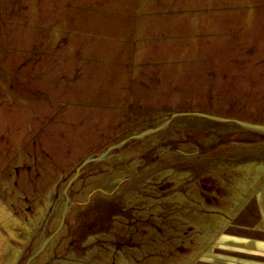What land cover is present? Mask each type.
Listing matches in <instances>:
<instances>
[{"label":"rangeland","instance_id":"374dc122","mask_svg":"<svg viewBox=\"0 0 264 264\" xmlns=\"http://www.w3.org/2000/svg\"><path fill=\"white\" fill-rule=\"evenodd\" d=\"M164 1L170 5L158 6L155 0H0V236L5 241L1 262L24 263L36 247L40 221L56 200L51 221L57 222L65 203L60 194L89 154L156 125L172 112L203 111L264 124V0ZM66 13L102 22L85 38L90 55L84 66L96 72L88 83H83L84 76L56 81L66 79L64 69L70 64V43L62 42L68 38L67 24L60 18ZM111 24L122 27L112 29ZM127 24L135 25L136 32ZM112 37L110 46L107 40ZM40 39L66 54L60 68L61 59L55 54L49 61L45 52L50 55L51 49L41 50ZM130 40L134 50L126 59L116 48ZM236 130L234 123L179 116L166 129L139 139L119 158L100 162L105 174L99 172L96 178L111 179L106 189L110 192L124 174L133 173L141 160L135 154L140 158L156 144L152 176L134 187L136 178L145 176L143 171L121 185V191L128 189L124 210L132 211L133 205L155 211V227L138 249L103 252L96 242L108 236L81 239L91 230L76 218L77 211L100 195L85 191L76 196L81 203L67 213L72 224L61 229L40 262L57 250V258L73 260L49 264H194L203 256L200 249L210 244L216 224H226L264 182V138L205 149L213 143L203 141L206 137L214 140ZM184 133L203 143L196 152L200 156L184 159L178 153ZM164 143H173V148L163 150ZM80 184L81 180L75 188ZM93 187L97 186L89 189ZM206 193L212 202L205 201ZM111 196L114 200L115 193ZM159 211H166L165 218L157 217ZM68 231L79 240L77 245L74 239L62 238Z\"/></svg>","mask_w":264,"mask_h":264},{"label":"flooded vegetation","instance_id":"af4514ba","mask_svg":"<svg viewBox=\"0 0 264 264\" xmlns=\"http://www.w3.org/2000/svg\"><path fill=\"white\" fill-rule=\"evenodd\" d=\"M131 135H133V134H131ZM131 135H129V136H131ZM184 135H185V137L182 139V141L180 143V144H182L181 150H177V151H180L178 153L180 155H182L184 159L186 157H190L192 155H196L197 157L200 156L202 153L197 154L196 152H199L200 149L204 148L203 147L204 145L203 146L199 145V143H201V141L195 143L194 141L189 140L190 137H188L187 133H184ZM129 136L124 137L123 139L128 138ZM138 141L134 142L130 148H132L134 146V144L138 143ZM163 142H165V141H163ZM161 143H162V141H161ZM201 144H203V143H201ZM152 145L153 146L147 148V150L145 152H143L144 154H141V155L139 154L140 158H138V152H137V155L135 154V156H137L135 158L141 159V160L139 163L134 164L135 167L132 169L133 173L132 174H124L123 179H120L119 181H117L115 183L116 185L110 190V192H107L106 189H108L110 187L111 179H105V177L96 178L97 173H99V172H100L99 175L102 173L105 174L104 173L105 168L102 169L101 168L102 164L100 163L104 160H102L100 162L92 163L80 174L78 179L75 181L73 187L68 191L69 192V201L71 203L70 209L73 208L75 205L81 203L77 200L76 196L82 195L83 192H85V191L87 192L86 194H89V193L98 194L99 193L101 195V196L97 195L95 197L94 203L89 200V203L84 205L83 210L77 211L76 218L77 219L82 218V220H85V224H84L85 228H88L89 230H91L90 233L86 232L87 234L84 233L82 235V238H81L82 240L83 239L86 240L90 236H94L97 234L98 235L103 234L104 237L108 236V238H105L102 240L101 239H99V240L95 239V241L96 240L99 241L96 243L101 246V247L100 246H98V247L100 249H103L102 250L103 252H105V251L109 252L110 250L126 251V250H132V249H136V248L138 249L140 245H144L145 241H144L143 236L145 234L149 235V233H148L149 229L155 227V224L152 222V219H154L156 212L150 211L148 209H146L145 211H142L143 209L142 210H139V209H141L143 207H137V206H133V205L129 206V207L133 208L132 211L124 210V208H123L124 203H123L122 199H123L124 193H126V191L128 189L126 190V187H127L126 186L125 190L121 191L122 190L121 185L125 181H127V179H129V178L135 179L136 177H139V175L142 174L143 171H145V176L143 178H138V179L136 178L135 182H133L134 187L138 186L141 183L144 184V182L147 179H149V176H152L153 173H152L150 168H151V165L153 164V162H150V161L153 158V150H154L153 148L156 147L155 146L156 144H152ZM162 146L163 147L165 146L166 148L163 150L167 151L168 149L173 148L172 147L173 143H171V144H165L164 143ZM174 146H175L174 147L175 149H180V146L178 145V143H174ZM104 148H106V147H104ZM124 151L126 152V150H124ZM124 151L122 153L116 155V156H113V157L119 158V156L124 154ZM113 157H110V158H113ZM110 158H107V159H110ZM107 159H105V160H107ZM125 164H128V163H125ZM105 166H106V164H105ZM118 168L120 171L124 169L123 166H119ZM108 169L110 170L111 168H108ZM114 169L116 170L115 166H114ZM91 170H93V171H91ZM73 173H74V171H73ZM80 180H81V184L79 185L78 188H75L76 184ZM107 182H108V184H107ZM94 185H96L97 187H95V188L93 187L90 190L89 187L94 186ZM100 187H102V189ZM104 187H105V190L103 189ZM120 187H121V189H120ZM201 187H202V185H201ZM114 193H115V199L113 200L111 195H113ZM206 196H208V197H205V201L206 202H212V195L209 196L206 193ZM106 197H108V198H106ZM62 198L64 199V197H62ZM110 199H112L113 202ZM102 200H104V202ZM106 202L110 203V205L107 204ZM135 209H137V210H135ZM69 210H68V212H69ZM165 212L166 211H161V212L159 211L157 213L159 216H157V217L163 216L165 218V215H167V214H165ZM52 213H53V211L51 212V214L48 212L47 216H45V218H43V220L40 221L41 230H40L39 236H37L36 247L31 252L35 251L40 246V244L43 241V239L45 238V236L48 233L52 232L58 226V224L60 222L61 212L58 215V217L56 218L57 222L55 224H53L51 221ZM67 213L65 214V216L63 218V222H62L60 228L50 238V240L48 241V243L45 246V248L43 249V251L38 255L37 258H32L28 264H31V263H33V264H49L56 259L69 260V261L73 260L71 258H66V257L57 258L56 257L58 255V254L56 255L57 250H54L53 256L48 258V260L45 259L43 262H40L41 257L43 255V252L48 247V245L51 243V241L59 234L61 229L64 226L68 227L69 224H72L69 221L70 218L69 219L67 218ZM142 216H144L143 217L144 219L142 218ZM141 219H143V220H141ZM141 228H142V230H140ZM138 233H140L142 236L141 242H138V237H139ZM71 234L72 233L68 231L66 235L62 236V238L69 240V242H71L74 239V238H72ZM58 238H61V237H58ZM145 240L147 241L146 244H149L148 243V241H149L148 237ZM73 242H76L74 244L77 245L79 240L76 238V239H74ZM91 243H87L86 246L87 247L90 246ZM57 246H59V244H57ZM111 247H113V249Z\"/></svg>","mask_w":264,"mask_h":264},{"label":"crops","instance_id":"0c3cea01","mask_svg":"<svg viewBox=\"0 0 264 264\" xmlns=\"http://www.w3.org/2000/svg\"><path fill=\"white\" fill-rule=\"evenodd\" d=\"M155 1L158 6L163 5L164 7H168L170 5L166 6L164 0ZM60 18L64 19V23L66 22L67 24L66 27H64V31L68 34V38L66 41L62 42L70 43V55L67 57L65 53L62 55L58 54L57 46L55 43L48 41V39L47 41H44L46 40L44 38V40H38V46H40L41 50L47 48L51 49L50 55L49 52H45L50 57L49 61H52L54 55L57 54L58 59H61L62 61L58 64L59 68L66 60V57L70 60L69 66L64 69V71L68 73L66 79H63V77L58 79V77H56L58 83H62L60 81L64 80H75L77 76H84L83 83H88L90 82L89 78L96 75V72L93 68H85L84 66V64L88 66L87 60H89L88 56L90 55L88 54L89 44H87L85 38H89L94 31L98 30L97 26L102 27V22L99 23L97 20L95 21L94 18L90 19L91 16L85 15L84 17H81L80 14L77 15L76 13L69 14L68 16L66 13V15H63ZM56 21L58 20L56 19ZM127 26L136 27L132 24H127ZM110 27L113 29L122 26L119 24H111ZM133 35L134 29L132 36L130 35L132 39ZM113 39L114 37L107 40L109 43L108 45L112 46L111 43L113 42ZM50 45L52 47H49ZM133 50L134 46L132 40L129 41L128 45L121 44L116 48V51L121 53L126 59V54H133ZM77 55L78 58L82 60V63H76ZM48 56H43L41 59L44 57L48 58ZM39 61L40 59H38L36 63ZM61 73H63V71ZM65 74L66 73H64V75ZM70 75H73V77L71 78ZM52 80L53 82H56L54 81V77ZM92 81L93 79H91V82ZM7 215H9V213ZM10 215L14 219H17L15 214L10 213ZM218 225L219 223L216 224V232L211 237L210 244L208 246L204 245L203 247L205 248L200 249L201 252H204L203 256L200 257L201 259L199 257L196 258L194 264H264V182H261L258 189L251 193L243 205L230 216L229 221L226 224L221 226ZM0 237L2 238L0 240V252H2L0 258L2 260L5 241L4 236L1 235ZM0 264L5 263L0 261ZM15 264H19V259Z\"/></svg>","mask_w":264,"mask_h":264},{"label":"water","instance_id":"95a60500","mask_svg":"<svg viewBox=\"0 0 264 264\" xmlns=\"http://www.w3.org/2000/svg\"><path fill=\"white\" fill-rule=\"evenodd\" d=\"M179 116L201 117V118H205V119L213 120V121H218V122L234 123L238 126V130H236L234 132L219 135L217 137V139L215 140V142H213L212 144H210L208 146H205L206 150H211V149L215 148L216 146H218L224 142H228V141L253 142V141H257V140L264 138V124L249 122V121H245V120H239L236 118H227L224 116H218V115L206 113L203 111L172 112L169 114V117L160 121L156 125L148 127V128H144V129L140 130L139 132H137L136 134L129 136L128 138L119 140L116 143L107 146L105 149H103L101 151L89 154L88 156L83 158L78 163V165L74 168V173L68 179L65 188L62 190V192L60 194V196L61 195L64 196L65 203H64L63 209L61 211L60 222H59L58 226L52 232L48 233L45 236V238L41 242L40 246L35 251L28 254V256L26 257L23 264H28L32 258H37L38 255L43 251V249L47 245L50 238L60 228V226L63 222V218H64L65 214L68 212V210L70 209V205H71V203L69 201V192L68 191L73 187L75 181L78 179L80 174L89 165H91L94 162H100L102 160H105L107 158H110V157H113V156H116V155L122 153L124 150L131 147L132 144L134 142L138 141L139 139L145 138L149 134L155 133L157 131L166 129L167 127H169L171 122ZM55 201L56 200H54V202L50 208V211H49L50 214L54 209Z\"/></svg>","mask_w":264,"mask_h":264},{"label":"trees","instance_id":"16d2710c","mask_svg":"<svg viewBox=\"0 0 264 264\" xmlns=\"http://www.w3.org/2000/svg\"><path fill=\"white\" fill-rule=\"evenodd\" d=\"M209 132H210V131H209ZM208 134H209V133H208ZM212 134H213V133H212ZM205 136H206V135H205ZM215 140H216V137H215V139H214V140H210V139L208 140V139H207V137H206V140H203V141H208V142L210 141V142H214Z\"/></svg>","mask_w":264,"mask_h":264}]
</instances>
